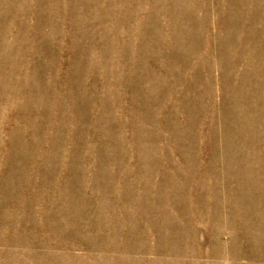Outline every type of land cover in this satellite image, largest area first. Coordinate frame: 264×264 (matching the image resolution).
Instances as JSON below:
<instances>
[{"label":"rangeland","instance_id":"374dc122","mask_svg":"<svg viewBox=\"0 0 264 264\" xmlns=\"http://www.w3.org/2000/svg\"><path fill=\"white\" fill-rule=\"evenodd\" d=\"M0 264H264V0H0Z\"/></svg>","mask_w":264,"mask_h":264}]
</instances>
